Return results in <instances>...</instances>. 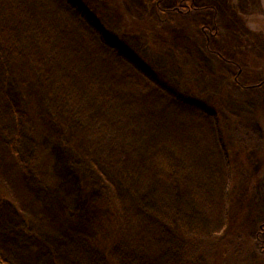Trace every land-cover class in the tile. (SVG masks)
<instances>
[{
	"label": "rangeland",
	"instance_id": "1",
	"mask_svg": "<svg viewBox=\"0 0 264 264\" xmlns=\"http://www.w3.org/2000/svg\"><path fill=\"white\" fill-rule=\"evenodd\" d=\"M162 1L168 16L154 0H0V127L10 136L0 142V184L21 212L15 226L22 216L36 235L24 245L0 235L5 253L106 264L89 211L111 190L118 264H214L180 236L223 234L244 149L235 141L261 142L264 0H194L188 13L174 12L181 0ZM116 3L155 35H122ZM81 166L104 188L85 195Z\"/></svg>",
	"mask_w": 264,
	"mask_h": 264
},
{
	"label": "trees",
	"instance_id": "2",
	"mask_svg": "<svg viewBox=\"0 0 264 264\" xmlns=\"http://www.w3.org/2000/svg\"><path fill=\"white\" fill-rule=\"evenodd\" d=\"M103 1L105 4L110 2V0ZM153 4L160 15L168 16L162 0H154ZM115 6L116 11L119 10L117 11V16L123 21L119 27V32L121 31L122 35L134 38L142 35L143 37L149 35V38H151L155 35V31L152 28L146 27V24L140 26L134 20L126 18V15L122 12L121 4L116 3ZM174 10L176 13L178 11H182L183 13L192 12L196 10L195 1L181 0ZM97 20L100 21L101 26L96 23ZM103 20L107 21L105 18ZM92 23L97 26V31L100 35L109 38V34L105 30L106 28H104V23L100 17L96 16V20H93ZM159 33L161 32L159 31ZM159 36L165 39V36L161 34ZM170 36L173 40L177 38L176 32H172ZM161 43L163 44V42ZM160 51L166 52L167 56L170 57L167 48H162ZM162 56L165 57L163 53ZM262 104L264 105V103ZM225 122L227 125L228 121ZM257 122L258 130L261 134V142L249 143L250 145H247L241 137L239 138L240 141H235V143L244 147V149L242 153L238 152L237 158H235L237 161L236 165H238V167L236 166L237 169H235L237 174H233L232 187L229 193V206L225 216L227 223L225 230L222 232L223 234L217 236L209 243H203L200 239L191 240L186 238V236H180L182 241L191 242L192 245L198 246L201 250V257L210 256L214 260V264H264V240L262 239L264 232L261 231L263 230L261 226L264 227V224L256 225L260 228L256 240H248L245 235L246 230L264 218V212L259 207L264 201V107H261L258 111ZM227 126L231 128L229 122ZM233 127L231 129H234ZM8 134L7 130L0 127V142L7 141L10 138ZM231 140L234 142V138ZM15 156L21 165L28 169L27 163L22 158L21 149H15ZM71 158L76 160L74 156H71ZM77 168H79L80 176L82 177L85 195H89L91 191L96 192L104 188L102 179L100 180L99 177L90 175L89 171L82 166ZM89 212L91 217L98 220L97 222L94 221V224L92 223V227L94 230L96 229L95 249L105 254L106 264H118V261H114L110 256L111 251L121 239L119 211L111 190L104 192L102 197L92 205ZM16 213L18 215L21 214L8 190L0 184V215H6L0 217V235L16 237L17 244L24 245L30 237L36 238V235L31 234L30 226L26 223V218L22 216V221L20 220V223L15 226L16 223L12 220V217ZM79 214L82 219L83 212H81V209L76 213V215ZM98 222L101 224L100 226H98ZM19 225L22 226L20 229ZM174 234L176 235L175 231L173 232ZM10 251L8 255L0 246V264H31L36 259L37 249L34 250L32 261L29 262H26L24 259L22 261L19 256H16L15 250ZM54 264H61L56 257Z\"/></svg>",
	"mask_w": 264,
	"mask_h": 264
}]
</instances>
